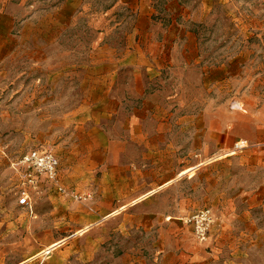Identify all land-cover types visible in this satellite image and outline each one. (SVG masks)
Here are the masks:
<instances>
[{"label":"rangeland","instance_id":"1","mask_svg":"<svg viewBox=\"0 0 264 264\" xmlns=\"http://www.w3.org/2000/svg\"><path fill=\"white\" fill-rule=\"evenodd\" d=\"M171 1L203 11L192 30L211 65L243 48L264 61L263 36L237 37L264 16V0H145L153 10L150 23L166 24ZM134 2L0 0V264L35 255L33 264H41L60 240L56 251L66 259L50 264H77L81 257L89 264L98 247L147 253L158 237L175 235L172 219L202 209L213 215L204 243L211 247L203 248L211 264H264V141L230 155V147L202 149L201 132L156 130L161 118L174 124V107L207 108L210 120L240 113L264 122V97L240 91L258 75L251 68L235 77L231 68L223 84L213 77L199 84L195 76L182 84L144 77L134 84V69L122 66L131 58ZM139 90L162 92L144 104L131 102ZM141 107L170 110L167 117L143 114L132 131L131 110ZM33 150L58 160L54 180L40 177L36 187L24 182L20 166ZM22 192L28 205L19 204ZM83 224L93 225L79 234Z\"/></svg>","mask_w":264,"mask_h":264},{"label":"crops","instance_id":"2","mask_svg":"<svg viewBox=\"0 0 264 264\" xmlns=\"http://www.w3.org/2000/svg\"><path fill=\"white\" fill-rule=\"evenodd\" d=\"M134 1V4L129 5L130 12L133 15L134 26L127 34L129 40L127 55L131 58L127 64L122 65L134 69V84L140 86L143 77L147 78L148 81L154 78V80L161 82L182 84L188 82V79L192 76L198 77L199 84H209L211 77H213V81H216L215 83L223 84L227 79L228 69L235 68L237 71L234 72L235 77L239 76L241 78L244 74L242 72L243 69L254 68L253 74L257 73L258 78H256L253 85L242 86L240 91L245 89L243 95H247L250 98L264 97V61L258 63L253 52L246 55L243 48L242 51L237 49L230 55L222 53L223 55L218 57L217 65L210 64L209 58L204 55L203 46L197 41V37L192 30L193 24L202 20L203 11L198 9L190 11L183 5L178 6L174 1H171V5L167 6L166 24H156L155 26L150 23L149 19L153 10L145 6V0ZM255 20V23L250 22L251 25L248 29H239L237 37L244 36L246 33L249 36L260 35L264 37V16L255 17ZM111 76H113L112 73ZM244 84L247 85V81H244ZM161 92L156 90L147 96L139 90V92H136L137 95L132 93L130 99L131 102H134V99H142L144 104L150 98L153 99L159 94L161 95ZM174 98L177 99L174 96L172 100H175ZM168 99L170 100L171 96ZM167 110L164 112L163 109H159L158 111V107L156 110L145 107L131 110L130 115L133 116L129 122L131 130L138 129L136 126L141 122L140 118L143 114L147 112H153V114L162 112L163 116H166L170 109ZM242 112L246 113L244 110ZM172 114L176 117L174 124L168 123V119L161 118L159 123L156 120V130L165 131L168 129L170 131L173 129L192 133L201 132L205 143H203L202 149H209L210 146L214 148L217 146L220 148L230 147L232 152L229 154L234 155L237 153L233 151V146L236 143H244V149H246L247 144L251 146L258 145L264 141L262 132L264 122L259 119H253L252 115L248 117L240 113H233L226 118L221 113L217 114L218 118L216 120H210L209 116L213 115L209 109L200 108L194 111L191 107L185 109L174 107ZM261 114H263L262 111H259V115ZM210 140H212L211 143ZM172 180L174 178L170 181ZM167 183L169 182L149 190L138 199L141 201L129 206H139L146 200L147 196L155 194L157 189ZM125 207L127 206H122L121 209ZM183 218L172 219L171 221H176L170 225L175 235L172 237H158L155 242L156 247L150 248L147 253L139 247L129 250L123 249L117 254L113 252L102 253L99 252L100 248L98 247L96 253H94L96 259L90 260L89 264H211L209 255L203 251V248H209L211 244L205 246L206 243L199 245L193 241L191 229L182 222ZM92 225H81L82 229L78 233H87V229L91 228ZM186 229L189 231L187 232ZM185 232L188 234H184ZM166 238H170L171 242L169 243ZM63 242L64 240L54 242L47 249V257L42 260L41 264H50V260L53 258L66 259V252L56 251ZM218 247H220V244L216 242L215 251H217ZM39 256L35 255L26 258L19 264H33L38 260ZM86 261L87 259H82L81 257L77 264H87Z\"/></svg>","mask_w":264,"mask_h":264},{"label":"built area","instance_id":"3","mask_svg":"<svg viewBox=\"0 0 264 264\" xmlns=\"http://www.w3.org/2000/svg\"><path fill=\"white\" fill-rule=\"evenodd\" d=\"M244 143H236L233 151L243 150ZM20 166L23 170L22 178L25 183L31 187H36L38 178L54 180L58 167L57 158L50 152H37L35 150L25 154L20 160ZM77 198L76 195H73ZM28 195L22 192L19 198L20 205H28ZM182 222L190 227L192 237L198 244L207 242L210 235V228L213 223V215L209 209H202L193 212L184 217Z\"/></svg>","mask_w":264,"mask_h":264},{"label":"bare ground","instance_id":"4","mask_svg":"<svg viewBox=\"0 0 264 264\" xmlns=\"http://www.w3.org/2000/svg\"><path fill=\"white\" fill-rule=\"evenodd\" d=\"M188 171H190V169H189V170H185V172H183V173H186V172H188ZM183 173H182V174H183Z\"/></svg>","mask_w":264,"mask_h":264}]
</instances>
